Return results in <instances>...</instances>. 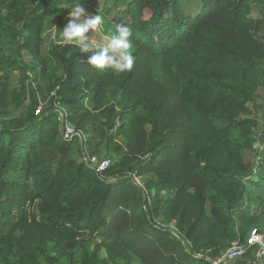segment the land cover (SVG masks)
I'll return each mask as SVG.
<instances>
[{"label":"trees","instance_id":"obj_1","mask_svg":"<svg viewBox=\"0 0 264 264\" xmlns=\"http://www.w3.org/2000/svg\"><path fill=\"white\" fill-rule=\"evenodd\" d=\"M76 2L131 72L61 38ZM263 182L264 0H0V264H264Z\"/></svg>","mask_w":264,"mask_h":264},{"label":"clouds","instance_id":"obj_2","mask_svg":"<svg viewBox=\"0 0 264 264\" xmlns=\"http://www.w3.org/2000/svg\"><path fill=\"white\" fill-rule=\"evenodd\" d=\"M86 2V0H85ZM61 38L79 47L87 55L86 62L96 70L113 68L118 72H131L135 64L132 49V30L123 23L114 25V31L104 37L106 43H94L88 35L101 30L102 15H91L80 2L74 3L68 13Z\"/></svg>","mask_w":264,"mask_h":264},{"label":"built area","instance_id":"obj_3","mask_svg":"<svg viewBox=\"0 0 264 264\" xmlns=\"http://www.w3.org/2000/svg\"><path fill=\"white\" fill-rule=\"evenodd\" d=\"M67 116V111L61 110L59 112V118L64 124V137L71 139L77 134V131L69 124ZM83 137L84 140H86L85 136ZM83 153V160L89 162L90 165L98 171H102L110 165L109 159H103L102 161H100L98 156L90 155L87 149H84ZM247 241L248 245H260L261 250L259 254L264 253V238L259 231L252 230ZM246 250L247 249L244 245L233 243L232 247L227 251L226 256L230 259L240 258L246 254Z\"/></svg>","mask_w":264,"mask_h":264},{"label":"rangeland","instance_id":"obj_4","mask_svg":"<svg viewBox=\"0 0 264 264\" xmlns=\"http://www.w3.org/2000/svg\"><path fill=\"white\" fill-rule=\"evenodd\" d=\"M101 1V0H100ZM113 0H111L112 2ZM70 11V10H69ZM69 11H66L65 14L62 15V17L60 18L59 15H54L52 17V19L54 20V22H59V23H63L64 26L66 25V23L68 22L67 21V17H68V13ZM88 13V12H87ZM91 15H95V14H99V15H102L103 18H104V21H103V24L101 25V30L100 31H97L95 33L91 32L88 34L90 37H91V41L94 42V43H106L107 41L104 40V37L106 35H108L111 31L109 30V21L108 19L101 13V12H96V11H93L92 13H89ZM254 15H257V14H254ZM51 34L52 35H49L47 38H51V37H54L55 34H54V30L51 31ZM133 50V47L131 49V51ZM27 59H29L28 56H26ZM28 75L31 76V78L33 77V73L31 71L27 72ZM19 76H20V71H15V73L13 74V81L15 84H17V82L19 81ZM39 110V108H38ZM37 110V111H38ZM263 148V147H262ZM102 157L103 159H109L108 157H106V154H102ZM111 161V160H110ZM253 179L255 180H258L257 177H253ZM140 183V182H139ZM264 183V182H263ZM105 255V254H104ZM62 264H67V261L64 260V262H62ZM136 264H139L138 262Z\"/></svg>","mask_w":264,"mask_h":264}]
</instances>
